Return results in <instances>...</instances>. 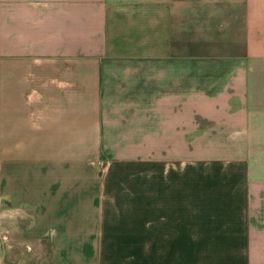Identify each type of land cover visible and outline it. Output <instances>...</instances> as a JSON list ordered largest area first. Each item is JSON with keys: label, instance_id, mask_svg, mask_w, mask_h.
<instances>
[{"label": "crops", "instance_id": "crops-1", "mask_svg": "<svg viewBox=\"0 0 264 264\" xmlns=\"http://www.w3.org/2000/svg\"><path fill=\"white\" fill-rule=\"evenodd\" d=\"M0 264H264V0H0Z\"/></svg>", "mask_w": 264, "mask_h": 264}]
</instances>
